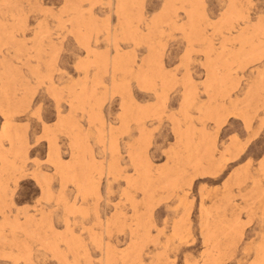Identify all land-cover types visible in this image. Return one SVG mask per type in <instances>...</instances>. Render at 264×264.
<instances>
[{
  "label": "rangeland",
  "instance_id": "1",
  "mask_svg": "<svg viewBox=\"0 0 264 264\" xmlns=\"http://www.w3.org/2000/svg\"><path fill=\"white\" fill-rule=\"evenodd\" d=\"M0 264H264V0H0Z\"/></svg>",
  "mask_w": 264,
  "mask_h": 264
},
{
  "label": "bare ground",
  "instance_id": "2",
  "mask_svg": "<svg viewBox=\"0 0 264 264\" xmlns=\"http://www.w3.org/2000/svg\"><path fill=\"white\" fill-rule=\"evenodd\" d=\"M134 142V141H133ZM188 147V146H187ZM77 154V153H76ZM213 164V163H212ZM72 165V164H71ZM170 165H171V163H170ZM70 168V167H69ZM68 169V168H67ZM110 170V169H109ZM166 172V171H165ZM66 175V174H65ZM112 175V174H111ZM75 177V176H74ZM89 180V179H88ZM191 180V179H190ZM92 183V182H91ZM91 185V184H90ZM86 189V188H85ZM84 189V190H85ZM85 192V191H84ZM86 193V192H85ZM205 209V208H204ZM117 215V214H116ZM118 216V215H117ZM135 217V216H134ZM184 220V219H183ZM180 222V221H179ZM178 225V224H177Z\"/></svg>",
  "mask_w": 264,
  "mask_h": 264
},
{
  "label": "snow or ice",
  "instance_id": "3",
  "mask_svg": "<svg viewBox=\"0 0 264 264\" xmlns=\"http://www.w3.org/2000/svg\"><path fill=\"white\" fill-rule=\"evenodd\" d=\"M32 167H34V166H32ZM21 195H25V196H27V193H21Z\"/></svg>",
  "mask_w": 264,
  "mask_h": 264
}]
</instances>
